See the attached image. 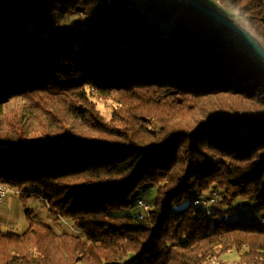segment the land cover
I'll return each mask as SVG.
<instances>
[{
    "label": "trees",
    "instance_id": "1",
    "mask_svg": "<svg viewBox=\"0 0 264 264\" xmlns=\"http://www.w3.org/2000/svg\"><path fill=\"white\" fill-rule=\"evenodd\" d=\"M239 2L264 34V0ZM147 8L0 0V182L32 186L83 234L28 211L27 229L0 232V264H226L232 252L264 264L259 224L218 215L216 200L179 206L218 187L227 203L256 198L264 218V60L187 0ZM147 184L156 200L135 212Z\"/></svg>",
    "mask_w": 264,
    "mask_h": 264
},
{
    "label": "rangeland",
    "instance_id": "2",
    "mask_svg": "<svg viewBox=\"0 0 264 264\" xmlns=\"http://www.w3.org/2000/svg\"><path fill=\"white\" fill-rule=\"evenodd\" d=\"M210 6L217 8L215 5H219V0H205ZM217 3V4H216ZM76 19V14L69 15L60 18V23L68 26ZM159 24L167 27L172 25L171 21H160ZM99 107L107 114L110 113L114 103L111 100H104L96 97ZM205 193V195H204ZM207 194V195H206ZM210 197L216 200L215 204H211L210 207L214 211H218V215L233 220H247L254 221L264 228L263 214L259 208V202L256 198L238 197L227 203L223 201L221 190L218 187H213L210 190L201 192L198 188H194L191 193L185 198L184 202L179 206H185L187 203L201 198L202 196ZM157 196V186L155 184H147L139 188L134 195V201L143 199L150 206L154 204ZM220 205L221 209L217 208ZM141 209V210H138ZM28 211L31 214V218L41 221L50 225L56 231H68L77 233L83 237V234L78 232L67 218H59V214L52 210L47 200L32 186H24L21 189L11 188V192L5 201L0 203V232L6 231H23L28 228L30 223V217ZM133 211L145 213L143 207H137ZM220 211V212H219ZM238 254L236 252L225 254L221 261L226 264H237ZM210 264H220V260H213Z\"/></svg>",
    "mask_w": 264,
    "mask_h": 264
},
{
    "label": "water",
    "instance_id": "3",
    "mask_svg": "<svg viewBox=\"0 0 264 264\" xmlns=\"http://www.w3.org/2000/svg\"><path fill=\"white\" fill-rule=\"evenodd\" d=\"M187 1H189L193 5H195L199 10L202 11L203 14L207 15L209 18L229 27L236 34L245 38L253 47V43L250 41V39L243 34L245 31V29H244L245 27L241 26L235 20L231 19L228 15H226L225 13L219 11L218 9L210 6L209 4H207L201 0H187ZM233 25H235V27ZM237 29H239V30H237ZM254 50L256 51L255 48H254ZM258 55L264 60V53H262L261 55L260 54H258Z\"/></svg>",
    "mask_w": 264,
    "mask_h": 264
},
{
    "label": "clouds",
    "instance_id": "4",
    "mask_svg": "<svg viewBox=\"0 0 264 264\" xmlns=\"http://www.w3.org/2000/svg\"><path fill=\"white\" fill-rule=\"evenodd\" d=\"M233 3L236 5V10L231 14L232 17H234L236 20H238L241 15L246 17L248 27L244 28L245 31L243 34L250 39L257 53L261 55L264 53V34H261V31H259L252 24L250 15L246 14L244 6L239 2V0H233ZM233 26L235 27V25Z\"/></svg>",
    "mask_w": 264,
    "mask_h": 264
},
{
    "label": "built area",
    "instance_id": "5",
    "mask_svg": "<svg viewBox=\"0 0 264 264\" xmlns=\"http://www.w3.org/2000/svg\"><path fill=\"white\" fill-rule=\"evenodd\" d=\"M147 1L148 0H137V7L139 10L144 14H149V9L147 8ZM11 192V188H9L6 184L0 182V203L5 201V199L9 196ZM214 199H209L207 197H204L202 199L198 198L195 200L196 204H203L205 206L209 205ZM139 205L144 207L146 210L150 208V205L145 202L143 199L139 200ZM264 220V218H263Z\"/></svg>",
    "mask_w": 264,
    "mask_h": 264
}]
</instances>
